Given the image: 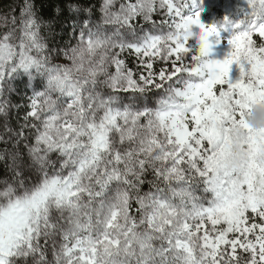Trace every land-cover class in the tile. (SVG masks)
<instances>
[{"label":"rangeland","instance_id":"rangeland-1","mask_svg":"<svg viewBox=\"0 0 264 264\" xmlns=\"http://www.w3.org/2000/svg\"><path fill=\"white\" fill-rule=\"evenodd\" d=\"M154 4L142 0L139 11L147 14ZM117 12L107 20L127 16L122 6ZM135 41L131 47L144 59L161 57L177 71L167 78L165 93L150 96L156 102L132 94L136 107L128 109V102L95 87L143 92L158 80L149 70L148 77L126 71L117 62L123 48L109 50L85 37L59 56L45 49L30 16L16 26L0 16L1 114L9 113L14 83H28L30 116L38 127L31 154L53 164L57 157L50 156L59 152L70 167L21 192H0V264L41 235L51 210L68 227L80 220L85 225L77 232L67 229L59 242L66 264H224L237 258L264 263V0H200L198 11L173 28L153 25ZM114 63L119 71L110 77ZM111 132L136 154L166 164L167 178L205 177L208 202L186 194L182 184L149 199L145 211L150 229L161 231L158 244L147 234L134 247L135 235L116 225L126 209L120 179L111 162L97 167L96 151L107 147ZM78 142L84 147L75 150ZM101 177L109 194L103 226L93 236L86 232L101 224H93L85 209Z\"/></svg>","mask_w":264,"mask_h":264},{"label":"trees","instance_id":"trees-1","mask_svg":"<svg viewBox=\"0 0 264 264\" xmlns=\"http://www.w3.org/2000/svg\"><path fill=\"white\" fill-rule=\"evenodd\" d=\"M140 1L142 0H0V16L5 22H12V26L23 23L25 17L30 16L34 22L36 36L43 42L45 49L59 56L85 37L95 39L109 50L123 48L124 53L120 55L121 58H117V62H121L126 71L134 77L138 73L148 77L150 75L147 70H149L153 73L152 78L158 82L147 84L143 92H120L103 86L95 88H100L101 93L106 96L112 95L115 100H121L123 105L128 102L126 107L134 109L136 99L131 96L132 94L144 93L145 96H149L150 104L156 102L150 96L165 93L164 84L170 73L177 69L171 64L172 62H166L161 57H155L150 61L144 59L131 47L136 42L135 37L141 36L142 32H148L150 27L156 24L163 23L167 28H173L176 21L187 19L189 15L197 12L200 2V0H150L155 4L147 10V14H144L138 8ZM118 6L126 10L127 16H122L116 22H109L106 18L107 14L111 12L118 16ZM160 10L166 15L161 17L157 13ZM152 36L154 35L150 37ZM118 71V63H114L108 75L113 77ZM14 86L15 91L8 101V115L4 117L0 111V192L7 187L21 192L38 184L45 177L57 175L61 170L67 172L70 169V167H64L63 155L59 152L50 156V159L57 157V161L53 164L51 160L48 161L49 159L38 161L33 158L31 149L35 144L38 127L35 125L34 118L30 116L29 103L32 92L28 83L16 84L15 82ZM161 104L159 101V105ZM141 120H146V116H143ZM30 125L29 130L27 126ZM111 133L108 136L107 147L105 149L99 147L96 151L98 153L97 167L106 168L109 165L108 162H111L120 179L126 209L123 218L116 225L118 228L125 225L135 235L134 247L137 246V241L147 234L150 235L151 241L158 244L161 231L150 229V215L145 211L149 199L156 195L167 194L174 185L182 184L186 194L199 196L204 202H208L207 196H210V193L205 190V177L192 174L188 178L186 176H181L180 179L167 178L163 173L166 164L161 166L152 162L144 154H136L131 147L119 142L120 136ZM82 147L84 145L79 142L74 144L75 150ZM181 171L185 169L182 168ZM103 174L107 176L108 169ZM114 179L113 177V182ZM105 182L106 178L101 177L94 183L92 195L88 201L90 205L85 209L91 212L92 223L101 225L91 228V231L88 229L86 234L92 233L94 236L103 226L101 210L109 194ZM42 222L41 235L19 245L6 264H66V260L60 253L62 248L59 242H64L63 236L69 228L74 232L78 229L85 230L83 221H77L72 227L71 225L68 227L64 218L51 210L44 215ZM161 250L162 246L159 247L158 252ZM157 258L158 256L155 257ZM221 262L250 264L240 258L221 260Z\"/></svg>","mask_w":264,"mask_h":264}]
</instances>
